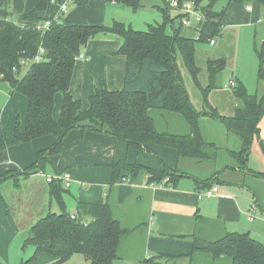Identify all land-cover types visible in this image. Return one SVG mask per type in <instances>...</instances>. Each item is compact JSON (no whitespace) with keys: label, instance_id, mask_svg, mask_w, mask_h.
Instances as JSON below:
<instances>
[{"label":"trees","instance_id":"1","mask_svg":"<svg viewBox=\"0 0 264 264\" xmlns=\"http://www.w3.org/2000/svg\"><path fill=\"white\" fill-rule=\"evenodd\" d=\"M53 1L42 0L17 20H13L8 11V0L0 4V83H8L12 92L22 94L28 100L25 124L22 127L18 120L12 137H8L0 113V153L12 146L31 144L48 136L56 140L51 147L36 152V161L29 168L0 176V196L1 187L6 182L12 180L15 186L20 187L21 179L44 172L49 159L61 153L65 138L75 129L104 132L137 151H151V146H162L174 149L181 160L216 159L217 153L210 154L211 150H217L216 143L206 140L202 132L206 118L221 122L229 133L236 134L241 140L240 151L227 150L237 167L264 179L263 174L248 169L249 154L255 140L264 152L260 127L264 118V91L253 95L242 82L238 80V85L233 81V96L240 104L232 114L222 115L209 103V96L220 89L217 81L226 69L227 59L208 58L209 84L203 86L199 77L202 69L197 58L199 43L210 44L222 35L227 10L216 12L218 2L245 6L246 11L247 7H252L249 12L262 9L264 17V0H182V5L194 1L205 16L202 24L190 29L183 26L185 15L178 13L173 18L171 9L165 3L161 11L167 19L166 23L150 24L146 31L135 30L117 20L111 25H66L63 22L65 15L54 19ZM106 1L136 11L144 7L146 0ZM47 20L53 23L42 36L35 26ZM176 20H180L178 26L175 25ZM167 22L172 26V34L167 33ZM186 31H191L192 36H187ZM100 35H115L123 40L115 54L126 59L124 87L119 91L97 89L88 98V106L85 107L74 98L71 85L76 61L83 47ZM41 45L47 51L45 60L39 64L22 65V61L37 54ZM256 49L261 62L259 81L264 83V40ZM178 54L211 111L199 112L192 105L177 64ZM59 94L63 95V103L59 118H55V101ZM153 111L178 115L189 127L188 133L181 135L168 130L159 131ZM111 167L112 184L123 178L125 173L135 176L143 173L149 176L150 184L169 187L186 175L180 169L165 167L158 170L127 160L118 161ZM216 176L202 181L203 189L212 188L216 181H221ZM167 178L169 182L164 183ZM69 192L61 181L50 183L51 203L58 207L59 212H49L29 229L24 246H33L36 252L23 264L36 261L44 254L54 259L52 264H62L75 255L84 256L86 264L119 262L120 247L129 230L117 219L113 205L108 201L102 204L79 203L76 218L72 219L65 201ZM197 217L204 219L199 214ZM87 222L89 224L85 225ZM198 251H204L202 253L213 261L225 259L229 264H264V244L253 239L249 233L239 232L226 233L215 244L195 240L190 254H160L157 258L144 260L143 264H179L180 260H187L189 264L195 261L197 264L195 258Z\"/></svg>","mask_w":264,"mask_h":264},{"label":"crops","instance_id":"2","mask_svg":"<svg viewBox=\"0 0 264 264\" xmlns=\"http://www.w3.org/2000/svg\"><path fill=\"white\" fill-rule=\"evenodd\" d=\"M8 1V11L12 16H14L15 12L17 17H19L32 11L42 0ZM4 2L6 0H0V4ZM56 2L59 4L57 8H55ZM64 2H68V11L71 8L72 12L69 18H63V22L66 25H108L107 22L110 20V16H116V7L119 5L106 0H63L62 2L54 0L52 14L55 15L60 5ZM76 14H79L78 18L74 17ZM122 43L123 40L115 35H100L83 47L81 54L84 57L76 61L71 91L74 98L80 100L85 107L88 106V98L97 89L108 88L111 91L123 89L126 59L121 55L115 54ZM0 87L1 91L5 92V94H0L1 121L8 137H12L17 121L20 120L22 127L25 124L28 100L22 94L12 92V88L8 83L3 82ZM62 103L63 95L59 94L55 101V118L60 116ZM12 109H15L14 114H17L16 121L10 114L6 116L7 110ZM18 111L20 112L17 113ZM10 120L13 128L11 130L8 129ZM262 121H264V118ZM55 141L54 137H45L31 144L12 146L0 153V176L8 172L29 168L36 161V152L46 150ZM85 141L91 142V146L83 148L82 143ZM64 142L68 143L69 154H71L73 147L80 149L79 152L71 155L73 162H68V159H64L66 155H56L49 159L50 161L47 165L49 167L46 166L48 173L44 171L26 178L24 193H26L25 195L33 212H28L25 216H19L16 213L18 205L17 199H14L15 195H10V198L2 195L4 187L8 183L13 182L12 180L6 182L3 188L1 187L0 256L2 258L5 255L9 256L14 238L25 233L23 226H30L29 228H31L37 222L38 219L36 220L35 218L40 209H42L41 215L44 212H47L46 214L59 212L58 207L51 203L50 183L47 182V178L49 176L62 175L64 172H69L68 170L70 169H73L74 175L71 187L68 190L75 188L77 192L75 193L72 190L66 194L65 201L67 206L73 204L77 210L79 203L102 204L108 201L113 205L115 215L121 217L117 218L122 223L125 222L123 218L127 216L122 214L123 210H129L131 207L133 210L135 208L144 209L145 213L142 215V221L146 223L144 225L146 226L147 234L145 244L140 251L144 259L142 261L126 259L124 263L143 264L144 260L157 258L160 254L170 256L190 254L193 252L195 240L210 242L221 239L229 232L249 233V221L250 223L256 221L255 219L250 220L252 213L258 214L261 211L264 215V180L255 177L247 169L240 170L237 167V163L214 165L199 162L194 163L195 167H192V164L185 167L184 164L187 162H181L174 149L151 146V151H137L128 147L124 142L114 140L104 132H82L75 129L68 134ZM228 149L230 148L225 149L227 154ZM230 150L237 151L235 149ZM228 156L231 158L229 154ZM121 160H127L130 163L137 162L158 170H163L167 167L172 170L188 169V171H184L186 175L180 177L176 185L173 184L169 187L150 184L149 176L143 173L137 176L125 173L123 178L112 184L111 166ZM204 165L209 167V172H201L200 168L203 169ZM52 168L54 172L53 170L49 171ZM214 174H217L216 177L219 180L224 179L223 182L215 183L214 185L219 186L220 193L224 196L199 200L197 192L205 190L202 187V181L210 179ZM236 175H242L243 178L234 179ZM249 180L253 181L252 183H256L257 186L262 181L259 189L258 187L254 190L252 189L250 192L252 196L249 194ZM78 181L81 184L77 189ZM86 182L92 185L95 183L101 185L96 186L97 190L93 188L87 191L88 184ZM13 186L16 187L15 185ZM104 186H106L107 190L103 192ZM18 188H21V186ZM238 189H243V191ZM68 195L71 197L67 198ZM249 196H251L253 203H249ZM22 197H25L24 194ZM35 198L40 199L38 204H32ZM72 199H74L73 202ZM253 204L257 205V209L250 211V207ZM70 213L72 215L77 214L73 211ZM198 214L203 216L204 219H199L197 217ZM252 217L254 218V216ZM261 226H264V223ZM250 233L258 235L256 228H252ZM1 257L0 264H6ZM49 257L50 260L54 261L51 256ZM197 257L203 256L196 255L195 258L196 263L203 264L204 259ZM123 259L121 258L118 264ZM221 261L225 260L211 261L210 264H228L225 262L221 263ZM46 262V260H43L41 264ZM179 264H189V262L180 260Z\"/></svg>","mask_w":264,"mask_h":264},{"label":"rangeland","instance_id":"3","mask_svg":"<svg viewBox=\"0 0 264 264\" xmlns=\"http://www.w3.org/2000/svg\"><path fill=\"white\" fill-rule=\"evenodd\" d=\"M60 1L62 2L63 0ZM56 3L57 5L55 6V8L59 6L58 2ZM162 7H165L164 0H146L144 3V7L136 11L132 10L129 7L118 5L116 7V12H117L116 16L111 15L110 20L107 23L108 25H111L113 23V19H116L117 21L123 22L127 26L132 27L135 30L146 31L148 30L150 24L156 25V24L166 23L167 19L164 17L161 11ZM225 10H227V16L225 19L224 28L221 37L215 40L216 44L214 46H211L210 44L207 43H203V44L199 43L197 45V51H198L197 58H198V65L202 69V72L199 77L203 86H207L209 84L208 82L209 75L207 73V67H206V62L208 58L210 57L217 59L219 57L220 58L225 57L227 59L226 69L224 72H222L219 75L217 81V84L220 86V89L215 90L210 94L209 103L214 108H216L220 114L230 115L235 110V107L240 104V102H238L233 96V92H234V86H232L233 81L237 82L238 85H239L238 80L242 82L243 85L247 88L248 92L253 95L261 94L264 91V83H261L259 81V70L261 67V62L258 57V53L256 49V48L258 49L260 48L261 41L264 40V17H263L262 9H256L252 12H249L245 10V6H241L237 4L229 5L227 1H220L216 4L215 6L216 12L221 13ZM177 14L178 12L176 10H171V16L173 18H175ZM71 15L72 12L70 8L68 13L63 18L64 19L65 17L69 18ZM78 16L79 14H76L74 17L78 18ZM12 19L13 20L18 19L17 14L15 12H14V16H12ZM179 24H180V20H176L175 25L178 26ZM81 25H86V24H81ZM167 33L172 34V26L168 24V22H167ZM186 34L187 36H192L191 31H186ZM177 57H178L177 64L181 73V77L188 92L189 99L192 105L199 112L211 111L209 105L205 104L202 91L195 84L191 73L184 66L182 58L179 56V54ZM263 69H264V65H263ZM26 71L27 70H25V72ZM0 84H3V82H1ZM0 94H5L4 91H1V87H0ZM19 112L20 111H18L17 113ZM14 113H15V109L7 110L6 116L10 114L11 117H13L14 121H16L15 119L17 114ZM152 116L155 117V119L158 121L159 131L168 130L171 133L181 134V135H184L189 131V127L184 122V120L176 114H169L166 111H153ZM260 127H261V138L264 141V121L261 122ZM8 129L10 130L13 129L11 125V120L10 123L8 124ZM202 132L206 140L213 141L214 143H216L217 150H211L210 154L214 155L215 153H217V157L216 159L210 158L209 160H204V161L194 160V159H182L181 162H187L184 164L185 167L188 166L189 164H192V167H195L194 163H199V162L205 164H214V165L215 164L227 165L228 163L231 162L232 164H236L235 160L230 158L225 151V149L227 148L235 149L237 151H240L242 149L241 140L236 134L229 133V131L221 122L212 120L210 118H206L203 121ZM47 138H52V137H47ZM82 145L83 148H88L89 146H91V142L85 141L84 143H82ZM79 151L80 149H76L75 147H73L71 154H69L70 149L68 147V143L66 144L64 142L60 156L66 155L64 159H68V162H73L71 160V155H74L76 152ZM248 165L251 171L264 175V152L262 151V148L257 140H255L252 144L251 152L249 154ZM200 169L201 172L203 173H207L210 170L207 165H204L203 169L202 168ZM52 170L53 168L50 169L49 171ZM57 170L59 171L58 167ZM185 170L188 171V169ZM185 170H181V171L184 172ZM45 171L48 173L47 168ZM68 171H69L68 173L71 175L73 180V175H74L73 169H70ZM239 178H243V176L242 175L234 176V179H239ZM223 180L217 181V183H221L223 182ZM25 182L26 179H21L20 181L21 188H18L17 186L14 187L13 186L14 182L8 183L6 187L2 186V188L4 187L2 194L3 196L9 197L10 195H15L14 199H17V205H18L16 213L19 216H25L27 215L28 212L30 213L33 212L29 200L25 195L26 193H24L25 190L24 187L26 185ZM252 182L253 181L249 180V194L251 196L252 194L250 192L252 191V189L254 190L257 187L259 189L262 185V181L259 183L258 186L256 183H252ZM86 183L88 184L87 191H90L93 188L97 190L96 186L101 185L99 183H95L93 185L88 182ZM80 184L81 182L78 181L77 189ZM72 190L75 193L77 192L75 188L71 189L70 191ZM106 190L107 188L106 186H104L103 192ZM241 191H243V189ZM23 194L25 197H22ZM251 196H249V203H253ZM70 197H71L70 195L67 196V198ZM204 198H208V197H204ZM73 200L74 199H72V202ZM263 200H264V194H263ZM39 202L40 199L35 198L32 204H38ZM67 210L68 212L73 211L74 213H77V210L75 209V206L73 204L67 206ZM123 211L126 213H124ZM123 211L122 214L127 215L124 217L125 219L123 218V220L125 221L123 222L124 227L127 230H129V232L124 237V240L120 247L121 258H124L120 262V264H129L128 262L124 263L126 259L133 261H142L144 257L140 253V251L142 250L145 244V237L147 234L146 226L144 225L145 222L142 221L143 220L142 215L145 213V211L143 208H139V209L135 208L133 210L132 207L129 210H123ZM41 213H42V209L39 210L38 215L35 218L36 220L37 219L39 220L47 215L46 214L47 212H44L42 215ZM251 216H254V219L256 221L254 223H250L249 221V235L256 241L264 244L263 242L264 226H261V224L264 223V215L262 214L261 211H259L258 214L253 212ZM117 217L121 218L118 215ZM134 221L136 222L134 223ZM29 227L30 226H23L25 233L21 235H17L18 237L16 236L14 238L11 244L9 256L5 255L3 258L0 256L2 260L4 259V262L6 264H23L29 261L35 255L36 252L35 247L24 246L26 235L30 229ZM252 228H256L258 231V235L260 236H258L257 234L252 235L250 233ZM258 239H261L263 241ZM218 240L215 241L217 242ZM199 241L204 244L216 243L215 241H210V242L203 240H199ZM202 252L204 251H198L196 255L203 257H197V258L204 259V261L202 262L203 264H210V262L213 261V259L210 258L209 256H205ZM43 260L47 261L45 264L53 263V261L50 260V257L44 254V255H40L36 259V261H32L29 264H41ZM223 262L228 263V261H221V263ZM62 264H86V261L84 256L75 255L69 261L64 262ZM116 264H118V262Z\"/></svg>","mask_w":264,"mask_h":264},{"label":"built area","instance_id":"4","mask_svg":"<svg viewBox=\"0 0 264 264\" xmlns=\"http://www.w3.org/2000/svg\"><path fill=\"white\" fill-rule=\"evenodd\" d=\"M164 2L166 4H168V6L171 10H176L179 14H181L183 16L185 15L184 18L182 19V23H183V26L185 28L190 29V28L198 27L205 20V16H204L203 12L199 8L196 7L194 1L186 2L183 5L181 3L182 0H164ZM53 3H54V1H53ZM247 10L248 11L252 10V7H247ZM67 12H68V2H64L60 5L57 13L54 15V19L61 18L62 16L66 15ZM52 23H53L52 20H47V21L38 23L35 26V29L39 33H41L42 36H44L51 29ZM196 39L198 40L199 37L197 36ZM215 44H216L215 40H212L210 42L211 46H214ZM46 54H47V51H46L45 47L43 45H41L37 54L31 59L28 58V59L22 61V65L29 66L31 64H39L45 60ZM83 57H84V55L80 54L77 59H79V58L82 59ZM233 85H234V83L232 82V86ZM55 180L63 182V184L65 185V187L67 189H69L71 187L72 177L68 172H64V173H62V175H59V176L47 178L48 183H51ZM167 182H169V178L165 179V181H164V183H167ZM215 196L216 197L217 196H219V197L224 196L220 193L219 186H213L212 188H208V189H205L203 191L200 190L197 192V197L199 200L203 199L204 197L212 198ZM251 209H252V211L256 210L257 205L253 204L251 206ZM75 218H76V215H72V219H75ZM253 219L254 218L251 216L250 220H253ZM88 224H89L88 222L85 223V225H88Z\"/></svg>","mask_w":264,"mask_h":264}]
</instances>
